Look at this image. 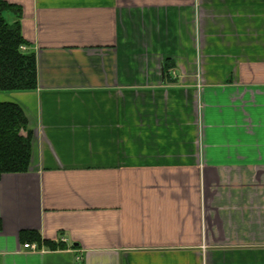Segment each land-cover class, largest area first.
I'll list each match as a JSON object with an SVG mask.
<instances>
[{
	"label": "crops",
	"instance_id": "crops-1",
	"mask_svg": "<svg viewBox=\"0 0 264 264\" xmlns=\"http://www.w3.org/2000/svg\"><path fill=\"white\" fill-rule=\"evenodd\" d=\"M6 1L38 86L0 92V264H264V0Z\"/></svg>",
	"mask_w": 264,
	"mask_h": 264
},
{
	"label": "trees",
	"instance_id": "trees-1",
	"mask_svg": "<svg viewBox=\"0 0 264 264\" xmlns=\"http://www.w3.org/2000/svg\"><path fill=\"white\" fill-rule=\"evenodd\" d=\"M21 9L0 0V92L31 91L38 86L37 61L25 51L21 30ZM27 118L12 102H0V177L26 171L32 154L31 137L25 134Z\"/></svg>",
	"mask_w": 264,
	"mask_h": 264
},
{
	"label": "built area",
	"instance_id": "built-area-1",
	"mask_svg": "<svg viewBox=\"0 0 264 264\" xmlns=\"http://www.w3.org/2000/svg\"><path fill=\"white\" fill-rule=\"evenodd\" d=\"M25 247H30L33 251L38 250V245L36 243H27L25 244Z\"/></svg>",
	"mask_w": 264,
	"mask_h": 264
}]
</instances>
